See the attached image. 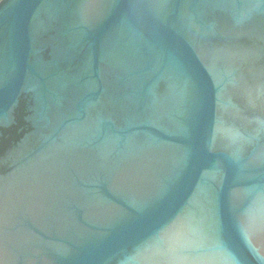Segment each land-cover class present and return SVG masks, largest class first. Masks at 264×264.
I'll return each mask as SVG.
<instances>
[{
  "label": "water",
  "instance_id": "1",
  "mask_svg": "<svg viewBox=\"0 0 264 264\" xmlns=\"http://www.w3.org/2000/svg\"><path fill=\"white\" fill-rule=\"evenodd\" d=\"M0 264H264V0H1Z\"/></svg>",
  "mask_w": 264,
  "mask_h": 264
},
{
  "label": "trees",
  "instance_id": "2",
  "mask_svg": "<svg viewBox=\"0 0 264 264\" xmlns=\"http://www.w3.org/2000/svg\"><path fill=\"white\" fill-rule=\"evenodd\" d=\"M1 1V0H0Z\"/></svg>",
  "mask_w": 264,
  "mask_h": 264
}]
</instances>
